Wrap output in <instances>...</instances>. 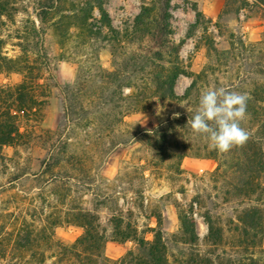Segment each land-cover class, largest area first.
Segmentation results:
<instances>
[{
	"label": "trees",
	"instance_id": "obj_1",
	"mask_svg": "<svg viewBox=\"0 0 264 264\" xmlns=\"http://www.w3.org/2000/svg\"><path fill=\"white\" fill-rule=\"evenodd\" d=\"M141 1L144 6L134 21L133 30L123 39L134 50L122 54L115 51L112 72L98 66L96 78L99 86L96 93L88 92L87 81L81 76L75 86L66 88L71 124L77 121L75 117H79L75 126L85 123L88 127L97 123L101 130H111L112 135L115 130H122L126 117L149 113L157 103L182 105L199 93V77L193 80L182 98L175 93L177 82L184 75L181 50L186 41L175 44L171 39L174 0ZM62 5L63 0H36L39 26L28 22L30 27H26L24 32L15 31L16 35L22 32L24 35L17 38L21 41V56L11 59L3 53L6 44L2 38L7 24L14 21L15 9L12 0H0V75H20L23 78L17 85L0 87V160L8 149L24 147L33 140L40 142L43 138L49 145L61 135L59 131L45 132L39 128L50 99V87L42 76L43 70L48 68V58L42 45L38 44L37 50H31L29 45L37 37L46 35L45 26L52 24ZM96 10L101 15L103 27L109 30L111 21L104 10V0H87L79 11L82 15L80 23L85 25L87 18ZM243 11L264 20V0H226L219 23ZM206 25L204 15L197 11L196 23L191 26L187 39L200 29L206 30ZM89 33L90 40L95 42L121 43L119 35L114 32L110 33L112 40L102 33ZM251 52L256 54L254 62L257 63L255 69L259 80H253L248 90L240 86L227 89L247 93L250 97L246 118L241 122V127L249 133V140L227 153L204 147L203 156H197L218 163L211 177L215 184L223 183V203L231 205L232 214L224 226L215 220L211 212L205 214L209 226L207 243L219 252L215 261L212 258L215 254L204 255L198 250L195 225L180 208L179 234H168L163 218L158 215L155 217L157 227L152 230L153 241L143 239L142 233L131 223H124L122 218L115 219V241H133L135 248L113 261L106 255L108 240L100 229L99 219L91 213L71 209L64 214H41L38 218L34 215L30 220L20 217L14 219L10 226L9 221L13 217L7 214V202L0 209V264H264V32L261 42L254 45ZM30 53H36L37 59H32ZM131 79L135 82L131 83ZM110 87H115L116 91L105 98L104 94L109 92ZM124 88L131 89L132 95L124 97L121 92ZM86 105L95 109L96 116L92 119L88 118L91 113ZM192 115L168 117L154 131L140 134L142 141L153 148L160 166L171 161H176L179 166L188 157L187 150L183 149L181 154L172 149L176 137L186 139L194 134L187 125ZM197 136L208 140L205 135ZM48 150L49 159L42 175L48 177L49 192L55 197L69 191V185L65 184L68 176L55 174L56 170H62L63 163L71 166L72 197L75 188L93 185L105 155L110 152H102L100 157L92 151L81 154L73 149L72 144L71 155L65 147L52 145ZM18 179L10 182V187ZM39 186L43 187V183ZM5 189L1 187V191ZM64 226L78 227L83 235L75 242H67L57 235V229Z\"/></svg>",
	"mask_w": 264,
	"mask_h": 264
},
{
	"label": "rangeland",
	"instance_id": "obj_2",
	"mask_svg": "<svg viewBox=\"0 0 264 264\" xmlns=\"http://www.w3.org/2000/svg\"><path fill=\"white\" fill-rule=\"evenodd\" d=\"M225 1L174 0L172 3L171 39L175 44L186 41L181 50L184 75L179 78L175 93L182 98L193 80L199 77V93L190 102L182 104L192 111L188 113L184 107L176 104L157 103L149 113L124 118L122 130H115V134L111 135V130H101L97 123L88 127H85V123L75 126L79 117H75L77 121L71 124L66 88L75 86L81 76L87 81L88 92H97L98 66L112 72L114 52L122 54L134 50L123 39L132 32L134 21L144 4L141 0H104V10L111 21L108 30L103 27L97 10L87 18L85 25L80 23L82 15L79 11L87 0H63L62 8L52 24L45 26L46 35L37 37L29 45L31 50H37L38 44L42 45L48 58V68L43 70L42 76L50 87V99L39 128L45 132L59 131L61 135L56 136L51 144L67 148L68 155H71V144L81 154L92 151L100 157L102 152H110L105 155L93 185L75 188L72 197L71 166L63 163L62 170H56L55 174L68 176L65 184L69 185V191L55 197L49 192L46 183L48 177L42 175L49 159L48 149L52 146L45 144L46 138L6 150L0 160V209L3 203L9 202L6 204L7 214L13 217L9 221L10 226L14 219L20 217L30 220L34 215L38 218L41 214H64L71 209L91 213L99 219L100 229L107 237V257L117 261L132 251L135 243L115 241V219L122 218L124 223H131L142 233L143 239L153 241L152 230L157 227L155 217L158 215L163 218L168 234H179L180 208L195 225L198 250L204 255L215 254L212 258L216 260L219 252L207 243L209 226L205 214L211 212L215 220L224 226L232 212L231 205L223 203V183L215 184L211 177L218 163L197 157L203 156L204 147L210 148L209 140L200 139L195 133L186 139L176 137L172 151L177 149L182 154L185 149L188 157L179 166L176 161L160 166L153 148L142 141L140 134L154 131L162 120L176 113L194 114L203 90L221 87L227 90L236 86L248 90L253 80H259L255 69L257 63L254 62L256 54L251 51L254 45L261 42L264 20L243 11L219 23ZM12 2L14 21L7 24L2 39L6 44L4 55L16 59L21 56V41L17 38L24 35L26 27H30L28 22H35L37 27L39 22L36 18V0ZM197 11L204 15L207 29H200L191 39H187L191 26L196 23ZM52 25L54 27L49 29ZM16 30L23 32L16 35ZM90 31L93 34L102 33L110 39L113 38L110 33L114 32L119 35L121 43L115 45L92 41ZM22 44L26 46V43ZM30 57L37 59L36 53H30ZM22 79L20 75H0V87L17 85ZM130 81L135 82L134 79ZM114 91L116 88L110 87L104 97L109 98ZM121 92L124 97L132 95L129 88ZM86 107L91 113L88 118L96 116L95 109L89 105ZM15 178L19 179L10 187L9 183ZM42 183L43 187H40ZM1 187L6 188L5 191H1ZM57 235L72 243L83 235V231L78 227L64 226L57 229Z\"/></svg>",
	"mask_w": 264,
	"mask_h": 264
},
{
	"label": "clouds",
	"instance_id": "obj_3",
	"mask_svg": "<svg viewBox=\"0 0 264 264\" xmlns=\"http://www.w3.org/2000/svg\"><path fill=\"white\" fill-rule=\"evenodd\" d=\"M249 98L247 93L228 91L223 87L203 90L198 108L188 118L187 125L195 134L208 138L210 149L227 153L234 147L243 146L250 138L248 131L241 127ZM180 106L188 113L192 111L188 106Z\"/></svg>",
	"mask_w": 264,
	"mask_h": 264
}]
</instances>
